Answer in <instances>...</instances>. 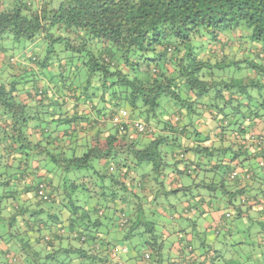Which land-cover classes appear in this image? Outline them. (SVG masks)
<instances>
[{"label": "trees", "instance_id": "trees-1", "mask_svg": "<svg viewBox=\"0 0 264 264\" xmlns=\"http://www.w3.org/2000/svg\"><path fill=\"white\" fill-rule=\"evenodd\" d=\"M9 37L0 264H264V0H0Z\"/></svg>", "mask_w": 264, "mask_h": 264}, {"label": "rangeland", "instance_id": "rangeland-1", "mask_svg": "<svg viewBox=\"0 0 264 264\" xmlns=\"http://www.w3.org/2000/svg\"><path fill=\"white\" fill-rule=\"evenodd\" d=\"M60 1L61 0H53V5L57 6ZM23 42H24V40L19 42V41H15L11 37H9V38L2 39L0 43L3 44L7 49H10V50L14 51L15 54H17L18 53V49H19L18 46L20 45V43H23ZM229 71L232 73V69H230ZM243 73H244V71L241 72V73L240 72L239 73L236 72L235 76L236 77L237 76H241V74L243 75ZM148 167H149L148 164H143V167H142L141 171L144 172V171L148 170Z\"/></svg>", "mask_w": 264, "mask_h": 264}, {"label": "crops", "instance_id": "crops-1", "mask_svg": "<svg viewBox=\"0 0 264 264\" xmlns=\"http://www.w3.org/2000/svg\"><path fill=\"white\" fill-rule=\"evenodd\" d=\"M6 54H7V53H5V55H6ZM17 56H18V57H16L15 60H16V61H19V59H20L19 56H21V52H20ZM26 56H27V55H26ZM24 57H25V55H23V57H21V59H23ZM133 136L135 137L136 135L133 134ZM212 215H213V213H212ZM213 216H214V215H213Z\"/></svg>", "mask_w": 264, "mask_h": 264}, {"label": "built area", "instance_id": "built-area-1", "mask_svg": "<svg viewBox=\"0 0 264 264\" xmlns=\"http://www.w3.org/2000/svg\"><path fill=\"white\" fill-rule=\"evenodd\" d=\"M135 125L137 126V128L139 130H142L143 129V125L141 123H135Z\"/></svg>", "mask_w": 264, "mask_h": 264}]
</instances>
